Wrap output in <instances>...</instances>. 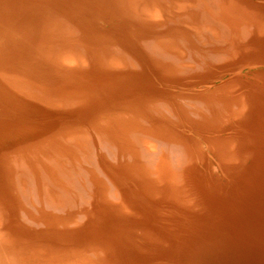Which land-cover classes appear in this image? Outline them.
Here are the masks:
<instances>
[{"label":"bare ground","instance_id":"1","mask_svg":"<svg viewBox=\"0 0 264 264\" xmlns=\"http://www.w3.org/2000/svg\"><path fill=\"white\" fill-rule=\"evenodd\" d=\"M0 264H264V0H0Z\"/></svg>","mask_w":264,"mask_h":264}]
</instances>
